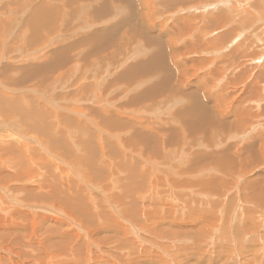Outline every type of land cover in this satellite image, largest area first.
<instances>
[{
  "label": "rangeland",
  "instance_id": "obj_1",
  "mask_svg": "<svg viewBox=\"0 0 264 264\" xmlns=\"http://www.w3.org/2000/svg\"><path fill=\"white\" fill-rule=\"evenodd\" d=\"M263 13L264 0H0V95L6 93L19 98L17 123L19 119L25 121L33 110V113L45 112L47 118L50 117L48 122L40 118L39 124L47 123L55 132L47 148L51 153L57 152L56 160L59 155L68 163L72 162V156H79L80 160L93 156L102 158L104 148L100 138L88 133H102L109 138L112 149L109 148L107 154L118 162L114 188L118 194L115 196L122 197L123 202L116 197L113 201L109 199L125 204L123 209L129 204V209H122L125 214L134 211L137 200L134 193L139 196L142 192L138 175L143 156L161 155L155 160L162 164L158 161L155 164L153 159V166L146 159L147 171L151 169L149 172H152L149 175L155 176L159 169L161 176L167 180L173 177L180 185L175 189L166 182L159 193H163L164 199L168 191H172L173 198L174 192L177 196L183 195V205L189 203L190 196L197 203L196 208L202 210L182 218L180 223L173 218V224L157 225L158 229L169 228L176 233L184 228L182 231L190 234H185L184 238L189 236L190 240L183 241L184 246L189 250L194 247L203 250H199L202 253L195 259L188 251H182L181 255L178 242L157 241L163 250L151 247L168 264H174L172 258L176 261L178 258L182 264H264V117L261 115L262 109L264 114V99L259 102L262 107L254 105L258 90L264 91V41L257 42L258 38L264 40ZM251 21L253 26H248L241 39L232 38L234 34L241 35L238 31ZM203 30L205 38L201 35ZM147 37L152 39L150 44ZM246 42H257L258 54L253 48L242 47ZM209 43L212 44L208 46ZM211 46L217 55L210 54ZM220 46L221 50H216L215 47ZM259 56L263 62L256 61ZM256 66L259 70L254 72L252 76H256L252 79L245 69ZM97 95L107 96L104 105ZM197 95L204 98L207 106L204 115L208 119L203 123L195 116ZM6 101L0 103V109ZM60 115L63 120L57 119ZM198 120L202 124L196 123ZM84 122L89 129L87 132L74 130L86 134L82 141L85 148L76 151L75 145L58 150L54 147L65 135V128L66 133L81 124L80 127L86 129ZM20 124L26 130L29 127V123ZM8 125L0 129L3 131ZM45 127L39 126V133L30 135L41 137L40 134L46 139ZM240 132L243 135H239ZM140 144L145 146V153L144 149L140 150ZM212 145H216L215 150ZM123 150L132 160L137 158L139 164L136 166L135 162L120 157ZM204 157L207 159L203 162ZM48 161L54 162L50 158ZM99 166L97 172L102 180L104 173L98 170ZM22 167L19 168L26 178ZM82 167L85 169L83 164ZM0 174V179L15 175L4 169ZM73 175L74 170H71L73 178L66 180L67 183L78 181ZM94 176V181L85 186L91 187L94 195H100L103 182L97 174ZM205 181L206 186L201 185ZM181 182L198 183V186L190 189ZM65 183L62 181L59 186L65 189ZM143 191L146 194L147 190ZM223 197L225 199L221 200ZM175 201L164 202L170 206L175 205ZM51 203L59 202L52 197ZM220 207L223 208L220 210ZM70 208L66 207L67 215L70 213L74 221L77 218L80 225L78 211ZM156 218L152 216L149 222H155ZM192 218L193 228L188 226ZM130 222L139 223V217L131 218Z\"/></svg>",
  "mask_w": 264,
  "mask_h": 264
},
{
  "label": "bare ground",
  "instance_id": "obj_2",
  "mask_svg": "<svg viewBox=\"0 0 264 264\" xmlns=\"http://www.w3.org/2000/svg\"><path fill=\"white\" fill-rule=\"evenodd\" d=\"M260 2L261 1H259V3ZM246 4H247V2L245 3V5ZM243 5H244V3H243ZM216 6H217V4H215V8H218ZM212 8H214V7H212ZM245 8H246V6H245ZM218 10L221 11V9H218ZM246 13H248V12H246ZM211 14H212V12H211ZM256 15H258V14H256ZM259 16H261V14ZM199 17L201 18L200 14H199ZM247 18H249V17H247ZM196 20H197V18H196ZM249 21L250 20H248V22ZM205 22H206V20H205ZM254 22H255V20H254ZM210 24H212V23H210ZM249 25L253 26V22L251 21L250 24H248V25L245 23V25L242 26V31H238L239 33H241V35L240 34H238V35L234 34V36L232 38L239 37L241 39L242 36L247 33V32L245 33V30L247 28H249L248 27ZM198 30H200V29H198ZM204 31L205 30H203V32ZM214 33H215V31H214ZM201 35H203V38H205L204 37L205 32H204V34H201ZM150 39L151 38L147 37L148 43L150 42ZM211 40H212V38H211ZM258 41L260 42V41H264V40L261 38H258L257 42ZM200 42L202 43V41H200ZM250 42H252V41H250ZM256 43H249V42H246L244 44L242 43V47L248 46L250 48H253L256 51V48H257ZM210 44H212V43H209L208 46ZM214 44L216 45V43H214ZM215 48H217L216 50H221L220 49L221 46L215 47ZM217 53L218 52L215 53V51H213V47H212V50H210V54L217 55ZM257 54H258V52H257ZM261 56H259L258 59H256L257 62L262 61L263 58ZM234 69H237V68L234 67ZM258 70H259V67L256 66L253 69L252 68L248 69V70L245 69V72H250V75H251L250 77L253 79L256 75L255 76H252V75L255 74L254 72H257ZM216 72H218V71H216ZM224 75H225V73H224ZM82 77H83V73H82ZM254 81H256V80H254ZM106 91H107V89H106ZM258 92H259V96L254 101V105H256L255 106L256 108H259V106H260L259 102L262 99H264L263 98L264 97V91L259 89ZM100 95H97L96 97L102 102L101 104L104 105V100L107 98V96L101 97ZM199 96H200V94H199ZM199 96L197 95V97L194 98L196 100V103H197V108L195 109V111H197V112L195 113V116L197 118H199L201 120V122L203 123L204 119H208L204 115V111L207 110V106L203 103L204 98L201 99V97H199ZM4 99L7 101L3 104L2 109H0V126H5L6 124L7 125L9 124L8 125L9 127L6 126V128H7L6 133H5V130H6L5 127H3V128H5V130H3L4 133L1 130L2 128L0 129L1 130L0 131V163H1L0 173H2V171L4 169V171L7 170L8 172L15 173V175H10L8 179L5 176H3V178L0 179V264H168L165 261V259L161 256V254L157 252L163 248L161 243L159 242L160 243L159 244L157 242L160 240H161V242L162 241H171V242H174V244H175V242H178L176 245L179 248V250L181 251V255H182V251L184 253L188 251L190 254H192V257H194L195 259H198V255H199L198 253H202L200 251H203V250L200 248L197 249L194 247L192 249H196V250L192 251V249L189 250V248L184 246V244H186V243L183 241L188 242L190 240L189 236L184 238L186 236L185 234L190 235L189 233L182 231L184 228L181 231H178V233L169 230V228L168 229H164V228L158 229L159 227L157 225L160 223H162L164 225L166 223L173 224V218H176L177 219L176 222L180 223L182 218L189 216V215H193L195 213L199 214L200 212H202V210L200 211L201 207L196 208L195 204H197V203H194L193 198L190 196H189V198H190L189 203L187 202V203H185V205H183L181 203L183 195L180 196V194H178L179 196H177V194H175V192H174L173 193L174 198H173L171 195L172 191L171 192L168 191V194H166V197L164 199V195H162L163 193L162 194L159 193L161 190L160 188H162L166 182H169L171 184V186H173V188H175V187L179 188L178 186L180 185L178 180L173 179V177H171L170 180H167L168 178H165L163 175L161 176V172L159 169L156 172L157 176L156 175L155 176L149 175L152 172H149L151 169L149 171H147L148 170L147 162L151 161L153 159L155 160V158L157 159L159 154L155 153L157 155H152V157H150V156L144 157L143 156V159L139 164L137 162L139 160L136 161L137 158L132 160V158L127 157L126 154L124 153L125 149L122 151V155H120V157H124V159L126 161H129L130 163L135 162L134 164L136 166L139 164V175L138 174L137 175L140 177L141 185H142V189L138 188V189L142 190L141 193H139V190L137 189L139 196L134 193V197L137 198V200L134 203L135 204V207L133 208L134 211H132L130 213V215L125 214L122 212V209L124 207L123 205H125V204H120L121 202H118V201L112 202L114 199H116V198L118 199L120 197L115 196L118 194V192L116 194L115 189H114L116 186V183H117L116 181H117V173H118L117 172V169H118L117 163L118 162L115 159H110L109 155L107 154L108 149L109 148L112 149V142L110 141L109 138H105V136L102 133H98V134H95L96 132L93 134L88 133L91 136L94 135L95 137L100 138L99 141L101 142V144L104 148V155L102 158L93 156L92 158L84 157L80 160L81 157L78 158L79 156L78 157L72 156L73 157L72 162L68 163V162H66V160H64L59 155V159L56 160L54 157H55L57 152L51 153L49 151V149L47 148L48 144H50V142L52 140L51 136L55 132L54 133L52 132L49 124H47V123L39 124L41 122L40 118H42L46 122H48L50 117L47 118V114L45 112H42L40 114V113L35 111L33 113V111H34L33 109H32L33 111H31V113H28L29 111L26 112V114L28 113V116H26L25 114H22V115L26 116L27 121L26 120L23 121V119H21V120L19 119V123H29V127L26 130L21 126L22 124L19 125V123H17V118H18L17 116L20 112V111L18 112V110H20V107H18V105H20L19 104V98L17 96L15 97L13 95H7L6 93H3V96L0 95V103ZM209 99H210V97H209ZM107 106H108V103H107ZM187 107L188 106L186 105V108ZM260 107H262V106H260ZM262 112H263V109L261 110V115H262V117H264V114H262ZM196 117H194V118H196ZM197 118L195 119L196 121H197ZM57 119L63 120L64 118L62 119V117L60 115V116H57ZM88 120L93 123V121L91 119H88ZM201 122L199 121L196 123L200 124ZM238 123H241L240 120H238ZM205 124H207V123H204L203 125H205ZM41 125H43V128H44V126H46L44 129L45 136L47 137L46 139L41 138L43 135H40V134H39V136H41V137H34L35 135L34 136L30 135V133L38 134L39 132L37 131V129L39 126L41 127ZM85 125H86V123H85ZM80 126H77L75 128H71L67 133H66L67 128H65L64 129L65 135L63 134L64 136L61 137L60 140H57V144L54 147H56L58 150V149L64 148L63 146H66L65 148H68V147L75 145V147H77L76 151L77 150L79 151V150L85 148V147H83L84 144L82 143V141L85 138L84 136L86 134H82L81 132L75 131L74 129L83 130L85 132H87L89 129H88L87 125H86L87 126L86 129L83 128L84 126L82 128ZM61 127H62V125L60 124L59 128H61ZM8 128H9V130H8ZM216 132H218V131H216ZM106 134L108 135L109 133H106ZM241 134L243 135L242 132L239 133V135H241ZM109 135H111V134H109ZM111 136H113V135H111ZM22 138H26V139L23 140ZM234 138H235V136H234ZM19 140H21V141H19ZM28 140H32V142L31 141L29 142ZM16 142H17V144H16ZM62 142H64V143H62ZM192 142L194 143L195 141L193 140ZM53 144H55V143H53ZM51 145H52V143H51ZM235 147H236V145H235ZM140 148H141L140 149L141 151L144 149L143 151L145 153V151H146L145 146L141 145ZM210 148H211V145H210ZM212 149L215 150L216 145H212ZM54 150L55 149H52V151H54ZM178 150L183 152V150H181V149H178ZM260 150H263V149H260ZM239 152H240V149H239ZM74 153H76V152H74ZM74 153H73V155H74ZM77 153H79V152H77ZM147 155H149V154H147ZM159 156H161V155H159ZM206 156H208V155H206ZM49 158L52 159V161H54V162H50L51 160L48 161ZM185 158H187V155ZM201 158H203V157H201ZM120 159H122V158H120ZM170 159H169V161H170ZM192 159L195 160L194 158H192ZM192 159L190 160V162L193 161ZM205 159H207V158L204 157V159H202V161ZM55 160H56V162H55ZM91 160H94L97 163H94V162L92 163ZM102 161H104V162L100 163ZM157 161L155 160L154 163ZM197 161L199 164H201L200 162H202V161H199V159ZM181 162L183 163L182 160H181ZM190 162H189V164H191ZM54 163H55V165L53 166ZM150 163L152 164V161ZM159 163H161V162H159ZM82 164H83V166H85V169H82V168H84V167H82ZM174 164H176V163H174ZM183 164L187 165L186 162ZM99 165L101 166V168ZM125 165H127V164H125ZM152 165L154 166V164H152ZM194 165H196V164H194ZM205 165H206V163L204 164V166ZM21 166H23L22 167L23 171L27 174L26 178H24L22 170L19 168ZM98 166H99L98 170H100L101 172L104 173L102 180L99 177V174L97 172ZM122 166L124 167V164ZM178 166H179V164H178ZM69 167H71V170H74L75 175H73V176H76L77 180L80 181L82 183V185H80L79 184L80 182H78V181H74V182L72 181L71 182L69 180L70 181L69 183L66 182V180L73 178V177H71V170L69 169ZM126 167H128V166H126ZM156 167H157V165H156ZM158 167H160V166L158 165ZM182 167H184V166H182ZM149 168H151V166H149ZM81 169H82V171H81ZM160 169H161V167H160ZM178 169H179V171L182 170V168H180V167ZM120 170H122V169H120ZM127 170H128V168H127ZM128 172H129V170H128ZM184 172H186V171H184ZM193 172H194V174H196L197 171L193 170L192 173ZM201 172H203V170ZM94 174H97L98 179L101 182H103L104 188H102V184H101V187L99 186V184L101 182L98 184V187H100V189L102 190L100 195H94L92 193L93 190L91 189V187H88L87 185L85 186V184L87 182L90 184L91 181H94V180H92V176H94ZM162 174H164V173H162ZM190 174L191 173H189V175ZM120 175H121V173H120ZM127 176H129V175H127ZM167 176H170V175H167ZM94 178H95V176H94ZM119 180H120V178H119ZM62 181H63V183L66 182L65 183L66 185L63 184L65 189H63L59 186V184H61ZM120 181H122V179ZM207 181H209V180L207 179ZM207 181L201 183V185L204 186L207 183ZM106 183L108 184V187L106 186L107 185ZM96 184L97 183L94 184V182H93V186H96ZM262 184H264V183H262ZM13 185H17L18 187L12 188ZM134 185H136V184H134ZM181 185H185L186 188L196 189L198 186V183L192 184V182H190V183H187V182L182 183L181 182ZM61 186H62V184H61ZM120 186H119V188H120ZM119 188H117V189H119ZM181 188H183V187H181ZM122 189H124V187ZM143 189L147 190L146 194H144L145 192L143 191ZM133 190H135V188H133ZM162 190H164V189H162ZM118 191H120V190H118ZM24 192H26V193H24ZM199 192H201V191H199ZM123 193H124V191H123ZM167 195H168V198H167ZM52 197L54 199H57L59 203H51ZM109 197L111 198L112 201H110ZM225 197H223L221 200L225 199ZM121 198H120V200H121ZM172 198L174 199V201L176 200L177 203L175 205L166 206L165 202H169V199L173 201ZM219 198H221V197H219ZM246 199H248V197H246ZM59 200H62L63 202L61 201L62 202L61 203ZM121 201L123 202V200H121ZM47 202H49V203L47 204ZM184 202H186V201H184ZM234 202H233V204H234ZM124 203H125V201H124ZM139 203H142L143 205L140 207ZM199 205H200V203H199ZM70 206H71V208L78 211L79 216L77 214L76 215L78 216V219L80 217L82 220V221H80V225L77 223L78 221L76 222L77 218L74 221V219L71 217L70 213H69V215H67L66 207H70ZM128 207H129V204H128L127 208ZM127 208H124V209L127 210ZM178 208H180V209H178ZM221 208H223V207H220V210H221ZM75 210H73V211H75ZM67 211L70 212V210H67ZM232 211L233 210H231V212ZM165 214L167 215V217L164 218L163 216H166ZM152 216L157 217L155 219L156 221L153 223H151L152 221L149 222V219ZM172 216H174V217H172ZM135 217H139V220H140L139 223L130 222L131 218H135ZM262 217H264V215ZM186 220H188V219H186ZM23 222H26V223H23ZM194 223H195L194 219L190 220V223H188V226L193 228ZM167 227H168V225H167ZM182 233L184 235H182ZM151 245L154 248H156L157 251H153ZM176 245H174V246L176 247ZM196 246H198V245H196ZM169 248H170V245H169ZM167 250L169 251V249H167ZM195 251H197V252L193 254V252H195ZM175 252H177V251H175ZM172 253H174V252H172ZM169 254H168V256H169ZM78 256H79V258H78ZM172 256H174V254ZM169 257H171V256H169ZM176 259H177V261L174 258H172L171 261L174 264H182V262H180V260L178 258H176ZM188 259H189V257H188ZM195 259H192V261ZM183 261H184V259H183ZM202 261H204V259ZM191 264H193V263H191Z\"/></svg>",
  "mask_w": 264,
  "mask_h": 264
}]
</instances>
